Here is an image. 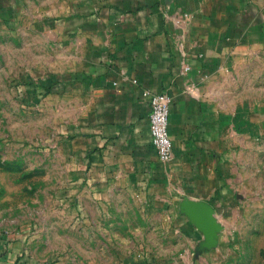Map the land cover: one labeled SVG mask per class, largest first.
I'll list each match as a JSON object with an SVG mask.
<instances>
[{
	"label": "rangeland",
	"instance_id": "374dc122",
	"mask_svg": "<svg viewBox=\"0 0 264 264\" xmlns=\"http://www.w3.org/2000/svg\"><path fill=\"white\" fill-rule=\"evenodd\" d=\"M51 12L0 0V264H264V43L234 46L214 83L218 118L233 123L231 196L202 247L181 200L143 197L70 151L88 98Z\"/></svg>",
	"mask_w": 264,
	"mask_h": 264
},
{
	"label": "crops",
	"instance_id": "0c3cea01",
	"mask_svg": "<svg viewBox=\"0 0 264 264\" xmlns=\"http://www.w3.org/2000/svg\"><path fill=\"white\" fill-rule=\"evenodd\" d=\"M49 5L64 16L71 58L81 62L87 91L86 119L72 128L70 151L98 173L112 170L128 179L143 197L205 201L218 211L231 196L223 165L233 123L218 118L214 83L234 46L264 43V0ZM162 91L173 100L174 155L167 163L151 144L146 94Z\"/></svg>",
	"mask_w": 264,
	"mask_h": 264
},
{
	"label": "built area",
	"instance_id": "2783aa9c",
	"mask_svg": "<svg viewBox=\"0 0 264 264\" xmlns=\"http://www.w3.org/2000/svg\"><path fill=\"white\" fill-rule=\"evenodd\" d=\"M185 16H188L185 14ZM190 70L185 66L184 71ZM149 98V127L151 144L158 159L167 163L173 158V140L169 132V117L172 97L165 91L146 92Z\"/></svg>",
	"mask_w": 264,
	"mask_h": 264
},
{
	"label": "water",
	"instance_id": "95a60500",
	"mask_svg": "<svg viewBox=\"0 0 264 264\" xmlns=\"http://www.w3.org/2000/svg\"><path fill=\"white\" fill-rule=\"evenodd\" d=\"M182 211L196 223L197 227L204 234L202 247H209L216 242V232L220 230V225L214 217V208L205 201H196L185 198L182 202Z\"/></svg>",
	"mask_w": 264,
	"mask_h": 264
}]
</instances>
